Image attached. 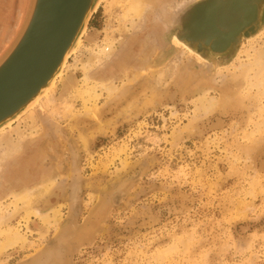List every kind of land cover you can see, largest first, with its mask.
<instances>
[{
	"label": "rangeland",
	"instance_id": "374dc122",
	"mask_svg": "<svg viewBox=\"0 0 264 264\" xmlns=\"http://www.w3.org/2000/svg\"><path fill=\"white\" fill-rule=\"evenodd\" d=\"M175 1L153 3L143 27L124 35L111 61L93 72L92 81L109 79L120 87L129 69L160 66L179 55L174 23L196 1L166 13L165 6ZM113 2L103 0L93 14L79 54L70 57V71L51 95V113L38 107L34 121L27 113L11 125L15 130L0 135L4 140L27 134L22 151L0 169V216L13 211L11 192L46 177L57 179L58 185L50 204L41 203L39 209L48 212L64 205L59 227L44 228L32 218L30 233L23 227V215L15 217L10 226L21 229L29 243L7 253L0 264H35L39 258L37 264H264V88L250 91L246 79L255 70L248 64L264 49V32L244 38L228 63L221 57L204 60L199 53L183 55L168 85L155 87L152 77H144L114 99L103 95L97 116H87L74 91L83 76L81 62L124 14L123 8H111ZM28 6L29 0L23 6L16 0V7H10V32L0 56L20 30ZM230 12L229 6L224 14ZM69 78L75 79L69 83ZM205 89L211 97L229 94L228 107L198 117L196 97ZM152 94L153 101L144 104ZM80 134L88 137L87 149ZM122 161L128 162L125 169ZM123 183H129L127 192L100 216L103 230L91 243L66 252L58 232L71 227L75 236L74 229L100 197Z\"/></svg>",
	"mask_w": 264,
	"mask_h": 264
},
{
	"label": "water",
	"instance_id": "95a60500",
	"mask_svg": "<svg viewBox=\"0 0 264 264\" xmlns=\"http://www.w3.org/2000/svg\"><path fill=\"white\" fill-rule=\"evenodd\" d=\"M102 1L29 0L27 14L18 35L0 56V129L12 125L25 115L29 104L49 86L63 64L69 61ZM217 1L235 6V20L225 29L227 25H222L221 18L216 14L224 12L226 5H220ZM246 1L202 0L192 3L178 14L174 23V37L178 36L182 42L201 54L204 60L221 57L225 61L223 63H228L235 58L242 40L249 39L264 25V0ZM243 5H248L245 12L239 10ZM204 7H212V27L206 32L197 33L196 30L200 28V10ZM217 33L219 37L214 36ZM128 185L123 183L107 191L84 222L78 224L86 231L93 232L82 243L70 235V228L58 233L56 238L66 252L73 247L81 248L95 239L104 228L100 217L103 210L109 211L111 204L117 205L127 192Z\"/></svg>",
	"mask_w": 264,
	"mask_h": 264
},
{
	"label": "bare ground",
	"instance_id": "6f19581e",
	"mask_svg": "<svg viewBox=\"0 0 264 264\" xmlns=\"http://www.w3.org/2000/svg\"><path fill=\"white\" fill-rule=\"evenodd\" d=\"M160 1H164V0H114V2L112 3L111 8L113 6L114 7L118 6L120 8H123L124 14L120 15L119 25L117 26V28L113 29L112 27L109 26V30L112 31V33L111 32H110V34L108 33V35L105 37L103 42H101L100 44L96 43L95 48L91 49V51H90L89 58L87 60L81 62L83 76L81 79V83L79 84V87L74 91L76 98H78L82 101V105L84 108L83 111L85 112V114L87 116H94V115L97 116V113H99L98 109H97V103L103 95H106L107 99H109V100L114 99L115 96L121 94L122 91L124 89H126L128 86H131V85L134 86L135 84L138 85L139 83H141L142 79L144 77H147V78L152 77V79H154V81H155V84H154L155 87H164V86L168 85V83H169L168 79L172 80L174 78V76L177 74V72L181 66L180 62H181L182 56L188 54V56L191 57V56H194L193 54L197 53L194 49L189 47L186 43L182 42L178 36H175L174 37V45L180 49L181 53L178 55V52H177L175 55L170 57L165 63H162L160 66H149L147 69H141V70H138V69L134 70L133 68L129 69L127 71V75H126V77H125V79L122 82L120 87L115 86V84H113V82H109V79H106L102 82H94L95 80L92 81L91 76H92L93 72L97 71V69L103 68V64H105L106 61H111V59L113 58V55H115V52H114L115 46L121 40H123L124 35L129 34L130 31H132L134 29H136V30L141 29L146 22L148 11L152 7V4L153 3H159ZM190 1H192V0H190ZM194 1L198 2L200 0H193V2ZM185 2H187V0H180V1L177 0L174 3L165 6L166 13H169V14L177 13L178 9L182 5H184ZM188 2H189V0H188ZM217 2L220 5H225L222 3V1H217ZM229 6H230L231 14L227 13L225 15L223 11H222V13L217 12V14H216L217 17L221 18L220 21L223 23L222 25H224V26L227 25L223 29L230 26L236 17V15L234 14L235 13L234 4H231V5H230V3L227 4L225 10L228 9ZM247 6L248 5H243L242 8L239 7L240 8L239 10H242L243 12H245V9L247 8ZM200 11H201L200 12V20H199L200 28L198 27V29L196 30L197 33L198 32H206L207 29L210 30V28L212 27V23L210 21L211 15L213 14L212 7L211 8L204 7ZM228 14H229V16L227 17ZM222 16H223V18H222ZM176 20H177V18H176ZM114 31H116V33H114ZM262 32H264V25H263V27H261V29L259 31L253 33L251 35L252 37H250L249 39L254 38L255 36L259 35ZM18 33H19V31H18ZM18 33H17V35H18ZM117 35H119V36H117ZM263 35H264V33H263ZM214 36L219 37L220 34L217 33V34H214ZM82 38L83 37H81L78 40L77 46L73 50L71 55L79 54V50L81 48V45L83 44L81 42ZM253 42L254 41H252L250 43H253ZM184 57H186V56H184ZM198 57H199V55H198ZM191 58H193V57H191ZM253 59H254L253 63L252 64L249 63L250 65L248 64V66L255 69V70L253 73H251V75L252 74L253 75L250 76V74H248L246 79L249 82L250 91L253 87L255 88L256 91L257 90L261 91V89L264 88V69L262 68V66H264V49L259 51L258 54ZM73 61H74V59H73ZM198 61L201 62L203 60H198ZM148 62H149V60L147 59V63ZM243 65H245V64H242L240 69L243 68ZM245 67L246 66H244V68ZM68 71H70V65L68 66V62H65L62 66V69L56 74V76L50 82L49 86L46 89H44L41 92V94L34 101H32V103H30L29 106L26 108V110L28 109L26 114L31 113V115L30 114L29 115L31 116L33 121L35 120L34 112L38 107H44L48 112H49V110H52L51 108H49V107H51L50 104L51 105L53 104V100L51 99L52 98L51 95L55 91L58 80L64 78V76L67 75ZM243 74H246V72L244 71ZM223 77L225 78V76H223ZM74 79L75 78H73V79L69 78L67 80L69 81V83H71L74 81ZM210 93H211L210 90L205 89L196 97L197 107H195L196 108L195 113L197 114L198 117L201 116L202 114L208 115L209 113H212L217 109L221 110L223 108L228 107V104L230 101V99L228 98L229 94H228V96L225 94H222L221 98H216V97H211ZM152 95H153L152 98H150V99L146 98L143 103L149 104L151 101H153V98L155 97V95L154 94H152ZM230 96H231V94H230ZM46 103H47L48 107H46L47 106ZM131 107L132 106L130 105V107L128 106L127 108H131ZM50 113L51 112H49V114ZM77 115L78 114H76L74 116L76 117ZM75 117H74V119H76ZM10 129H12L11 124H8L6 127L1 128L0 129V135L1 134L5 135V133L9 132ZM12 130H15V129H12ZM99 131L104 132V128H101ZM30 132H32V131H30ZM38 132H40V131H38ZM41 132H42V129H41ZM28 136L31 137L32 135L28 134ZM26 137H27V134L24 135L22 133L21 134L17 133L15 139L13 137L12 138L9 137V138L4 139V140L2 138H0V169H1V166L4 162L11 159L15 155H18L22 151L23 146L26 143V139H27ZM79 140L82 143V145L84 146V148L87 149L88 148L87 147L88 137L80 134ZM48 150H49V148H48ZM20 163H22V162L20 161ZM121 164H122V166H121L122 169H125L128 166L127 161H122ZM23 166H25V165H23ZM33 170H34V168H33ZM120 170L121 169H119L117 171H120ZM14 173H16V172H14ZM1 179H2V177H1ZM57 183H58L57 179H53L52 177H46L43 181H41L38 184H34L31 186H25L23 189L19 190L18 192H11L10 198L12 199L13 211L0 216V225L1 226L4 225V227L6 226L5 229H0V261H1V258L3 256L7 255V253H9L11 251H14L17 246L25 247L29 243L28 238H26V236L24 234H22L21 229L15 230L14 228H12L10 226L13 219L15 217H17L18 215H23V221H24L23 227L26 229V231H28L30 233H31L30 225H31L32 218L39 219L40 222H42V225L44 228H50L53 226H58V227L60 226V224L62 223V219H63L60 208L63 207L64 205L63 206L60 205L59 207H54L51 210L49 209L48 212H41V210L39 209L41 203L50 204L49 199L54 194L53 191L57 187V185H58ZM97 199H98V197H97ZM0 200H2V196H0ZM94 200H96L95 196H94ZM94 200L92 198V202ZM72 221L76 222V220L73 218H72ZM69 224H73V223L71 222ZM68 228H71V227H67L66 229H68ZM66 229H64V230H66ZM56 230L58 231V228H56ZM73 232H75V236L74 235H72V236H74L75 239L77 238V240L80 243H82L84 241V238L86 236L90 237L93 234L92 231H86L81 226H79L78 228L76 227V230H74ZM96 232H97V230H95V233ZM62 233H63V230H62Z\"/></svg>",
	"mask_w": 264,
	"mask_h": 264
},
{
	"label": "flooded vegetation",
	"instance_id": "af4514ba",
	"mask_svg": "<svg viewBox=\"0 0 264 264\" xmlns=\"http://www.w3.org/2000/svg\"><path fill=\"white\" fill-rule=\"evenodd\" d=\"M18 1H19V5L23 6L22 0H18ZM11 6H14V8L16 7V0H0V13L3 14L2 9L5 8V10L7 11V9H10ZM12 15H13V13L11 10V12H9V14L4 17L5 19L3 18L4 22L6 24L3 23V20H0V51H2V49L6 46L7 41H6L5 37H7V36L5 33H6V31L10 32L9 23H11V21H12ZM21 16H22V9L19 10V15L17 17V20Z\"/></svg>",
	"mask_w": 264,
	"mask_h": 264
},
{
	"label": "crops",
	"instance_id": "0c3cea01",
	"mask_svg": "<svg viewBox=\"0 0 264 264\" xmlns=\"http://www.w3.org/2000/svg\"><path fill=\"white\" fill-rule=\"evenodd\" d=\"M22 2H23V5H25L26 3H27V0H22ZM2 11H3V14L2 13H0V20H3V23L4 24H6L5 22H4V17L7 15V12H6V10H5V8L4 9H2ZM4 18V19H3ZM8 23V22H7ZM0 53H2V51H0Z\"/></svg>",
	"mask_w": 264,
	"mask_h": 264
}]
</instances>
